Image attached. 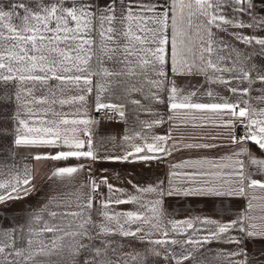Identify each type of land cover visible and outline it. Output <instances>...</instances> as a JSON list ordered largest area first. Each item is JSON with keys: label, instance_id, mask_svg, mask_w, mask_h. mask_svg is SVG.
Instances as JSON below:
<instances>
[{"label": "snow or ice", "instance_id": "obj_1", "mask_svg": "<svg viewBox=\"0 0 264 264\" xmlns=\"http://www.w3.org/2000/svg\"><path fill=\"white\" fill-rule=\"evenodd\" d=\"M264 4V0H260ZM225 8L231 10V15H224ZM264 10V9H262ZM202 16L206 24L203 35L196 33L200 40L199 56L195 55V42L192 33V17ZM248 18L251 22H246ZM212 28H216L232 39L245 46H253L251 56L259 55L264 59V35H247L243 32L229 31L230 29H253L258 33L264 30V18L257 15L256 4L253 0H0V89H16L15 99L23 96L22 110L26 118L17 116L18 132L14 140L16 146L47 145L61 147L56 154H37L34 160L66 161L69 158L84 161L100 159L99 149L94 147L92 133L86 111L80 109L75 113L79 118L69 119L60 113L55 106L72 104L77 101L83 106L87 95L95 92V110L115 108L123 116L122 107L111 105L101 100L100 93L105 91V84L116 85L131 83L129 77L136 78V90L150 100L151 103L164 105L173 115L184 110H195L202 113H212L221 117L218 127L245 129L243 136L231 137L232 143L238 146L233 153L236 157L230 173L236 179V187L228 192H222L214 187L198 189H179L165 186L164 181L145 188L136 187L141 196L150 197L144 203L139 196H132L129 200L116 199L107 203H139L145 208V213L127 212L121 214L125 223H138L135 230H124L125 237H139L141 243L155 245L150 250L139 252H118L113 250L114 257L105 255L101 247H95V255L80 256L81 250L87 246L79 242L73 245H57L63 237L75 235L89 236L88 225L91 222V209L94 196L99 190L96 181H87L91 193L76 211H51L48 214L56 220L49 226L43 225L39 231L53 233L51 247L44 246L38 251H30L31 238L26 239V246L15 247V237L24 227L13 228L11 232L0 230V264H52L42 261L38 256L48 257L60 255L58 247H68L75 256H80L73 264H147L149 251L151 255L161 259L165 264H185L194 258L193 250L202 243L219 239L221 234H227L233 228L248 237L264 235V232L254 231L255 225H244L247 213H241L234 220L221 222L219 220L199 217L183 219H169L164 211L165 197L198 195H232L244 196L246 188L259 187L264 189V159L257 158L247 147L252 142L264 155V108L253 107L249 103L252 91H261L255 97L264 101V88L257 90L252 86L259 81L264 85V67L257 70L253 63L251 71L244 65L250 59L245 52L225 43L223 37H216ZM219 40V42H217ZM256 46H259L258 49ZM226 52V55L219 53ZM207 54L208 59H205ZM199 61V62H197ZM111 62L114 68L106 66ZM171 72L172 77H169ZM227 75V78H226ZM202 76L204 83L223 85L231 100L219 96L208 89L204 93L213 102H197L195 99L200 88L185 91L176 85L174 77ZM95 78V80H94ZM247 84V87L243 85ZM235 85V86H233ZM76 89L79 95L67 97L66 94ZM147 89V91H145ZM36 92L45 93L41 97ZM64 97V98H61ZM139 104L140 101H134ZM244 106L241 107L240 105ZM34 105H51L43 111ZM52 112L55 119L49 118ZM152 114L151 109H146ZM230 117V119H223ZM171 119L172 117H168ZM31 121V122H30ZM164 119L155 120L148 127L164 123ZM38 125V126H37ZM22 126L23 132L19 131ZM139 137L140 143L135 140ZM171 135L153 136L148 142L147 136L139 133L136 136L124 137V154L105 157L106 159L128 160L129 157L142 161L158 159L156 154L169 155L168 141ZM187 148H209L207 144H187ZM244 156L248 157V171L245 170ZM231 160V157L228 158ZM209 164L210 167H220L210 161L199 162V166ZM6 168L7 166H2ZM85 163L76 166L57 168L53 173L57 177H72L73 174L85 170ZM197 167V165H192ZM254 169L255 171H252ZM6 174V173H0ZM260 175L261 179L253 178ZM175 175V174H173ZM186 175H213V173H190ZM32 176L25 169V176L19 175L11 180H0V202L18 198L21 191L27 194L31 186ZM107 182V177L103 178ZM110 193L115 190L113 185L107 184ZM13 193L16 195L13 196ZM105 203V207H107ZM251 204H249V209ZM47 209L41 210V212ZM41 212L36 214L37 218ZM150 212L151 215L147 213ZM104 216L108 220L115 217ZM67 217L78 218L79 223L71 219L67 223L61 220ZM251 220V217H248ZM119 222V220L117 221ZM147 225V229L143 226ZM199 226V227H198ZM103 232L110 230L103 227ZM191 230V231H189ZM203 230L202 235H196ZM171 233H183L184 239L171 238ZM38 235L33 230L32 236ZM229 243L239 245L242 240L230 238ZM180 245L182 252L172 248ZM229 257L241 259L230 260V264H261L259 260H252L246 250L239 249L229 253Z\"/></svg>", "mask_w": 264, "mask_h": 264}, {"label": "crops", "instance_id": "obj_2", "mask_svg": "<svg viewBox=\"0 0 264 264\" xmlns=\"http://www.w3.org/2000/svg\"><path fill=\"white\" fill-rule=\"evenodd\" d=\"M253 2L256 4L257 15L264 18V10H262L264 4H261L260 0H253ZM224 15L230 16L231 10L225 8ZM245 20L251 22L248 18H245ZM205 24L204 17H192L191 30L195 42L194 51L197 57L199 56L200 40L197 38L196 33L203 35L206 41L208 37L204 31ZM212 31L216 34V37H223L225 43L250 56V59L244 65L246 70L251 71L253 63L257 65V70L264 67V59L259 55L251 56L253 46H245L216 28H212ZM229 31L243 32L247 35H264V30L256 33L250 28L230 29ZM256 47L258 49L259 46ZM219 54L226 55L227 53L221 52ZM205 59H208L207 54ZM106 66L114 68L111 62H107ZM169 77L173 78L171 72H169ZM129 79L132 81L131 83L105 84L106 90L100 93L103 102L122 107L125 120L121 123L95 119V92L87 95L86 103L83 106L79 101L63 106H55L60 113L66 114L69 119L79 118L75 115L78 109L81 112L86 111L87 118L92 120L89 130L92 133L93 144L95 148L99 149V156L101 157L96 161L76 160L75 158H69L66 161L34 160L33 157L37 154L54 155L65 149L47 145L16 146L14 140L18 132L17 116L26 118L24 110H22L24 98L22 96L20 100L15 99L16 89H0V173H6L0 174V180H11L17 175L23 178L25 169L32 176L31 186L27 194L21 191L18 198L0 202V230L11 232L13 228L24 227V231L16 234L15 247H25L28 238L33 240L32 245L29 246L30 251L40 249L41 244L39 241H43L44 246L51 247V238L54 234L39 231L45 224L51 226L56 223V220L48 213L51 211L69 212L78 210L79 206L91 193V187L86 183L87 181L100 182L107 177V184L113 185L114 189L118 191L110 193L106 185L100 189L98 197L91 193L94 196L90 213L91 222L88 225L91 237L75 235L70 238L65 236L56 243L58 246L61 244L73 245L74 242L86 245L87 249H82L80 256L95 255L94 248L101 247L105 255L113 256V258H115L113 250L143 253L145 249L150 250L157 246L141 243L139 237L143 235L142 233H137L136 237H125L120 231L121 225L124 230H135L139 223H125L121 214L127 212H140L143 214L145 208L141 207L139 203L133 202L107 203L109 200H129L132 196H139L144 203H147L150 197L138 194L135 186L145 188L149 185H156L159 181H164L165 186L179 189L214 187L222 192H228L237 186L235 177L230 175L232 168L227 166L230 164L234 166L236 157L233 153L238 151V146L232 143L231 137L233 135L243 136L246 130L241 131L239 126L234 129L218 127L217 124L221 122L222 118L212 113L184 110L173 115L164 105L151 103L140 91H137L135 87L136 78L129 77ZM174 79L176 85L185 91L200 88V85L203 84L195 98L197 102H213L211 98L204 94L208 89L218 94L217 99L219 96L231 100L237 99V97L230 96L223 85L204 83L202 76H177ZM243 86L247 87L248 85L244 84ZM252 87L260 90L264 88V85L257 81ZM44 94L43 92H36L35 96L39 98ZM79 94L78 90L73 89L66 96L71 97ZM260 95L261 91H252L250 98L245 97L244 99H249V103L253 107L264 108V101L258 102L255 99ZM134 101H140V103L137 104ZM240 106L243 107L244 105L241 104ZM31 107H33V110L39 108L43 111L44 108H51L52 106L34 105ZM146 109H151L152 114ZM48 116L49 118H56L52 116L51 111L48 112ZM170 116L171 119L168 118ZM159 119H164L165 122L148 127L153 121ZM223 119H230V117H223ZM19 131L23 132L22 126ZM137 133L147 136L148 142H151L153 136L170 134L172 137L168 141L170 154H156L159 158L151 161H142L132 157H129L126 161L105 158L123 155L124 137L136 136ZM135 142H141L138 136ZM187 144H207L212 145V147L187 148L183 146ZM246 147L257 158L264 159L262 151L258 150V147L252 142H248ZM229 157H231V160L228 159ZM243 159L246 166L245 170L248 171V157L244 156ZM204 160L210 161L214 165H220V167H210L209 164L200 167L199 162ZM80 163H85V170L73 174L72 177L53 175L57 168L76 166ZM4 165L7 167L3 168ZM192 165H197V167H192ZM252 171L255 170L252 169ZM199 172L213 173V175H186ZM253 178L261 179V176L257 174ZM2 191L0 190V192ZM15 195L13 193V196ZM105 203H107V207L104 206ZM163 203L164 211L169 219L199 217L200 219L210 218L228 222L236 219L241 213H247L243 220L244 225L247 227L249 224H254L256 226L254 231L264 232V189L259 187L246 188L244 196H215L193 193L188 196L165 197ZM249 204H251L250 209ZM43 209H47V211L41 212ZM38 212H41L39 218L36 216ZM105 212L115 218L112 220L106 219ZM147 214L151 215L150 212ZM249 216L251 220L248 219ZM69 219L74 224L80 222L78 218L67 217L62 219L61 223L66 224ZM118 220L119 222H117ZM105 226L112 231L105 234L102 230ZM143 226L146 229L148 227L147 225ZM33 230L38 231V235L33 237ZM202 234L203 230L196 233V235ZM170 236L174 239H184L185 234L171 233ZM230 238H239L242 243L239 245L229 243ZM172 248L177 254L182 252L180 245H174ZM239 249L246 250L252 260H259L261 264H264V235L248 237L243 235L238 228L231 229L227 234H221L219 239L202 243L201 246L194 248V258L191 261H186L185 264H230V260L241 259L240 257H229V253ZM56 251H59L60 255L38 256L37 259L51 261L52 264H73L74 261L80 259V256H75L68 247H58ZM2 258V254H0V259ZM147 264H165V262L152 256L149 251Z\"/></svg>", "mask_w": 264, "mask_h": 264}, {"label": "built area", "instance_id": "obj_3", "mask_svg": "<svg viewBox=\"0 0 264 264\" xmlns=\"http://www.w3.org/2000/svg\"><path fill=\"white\" fill-rule=\"evenodd\" d=\"M95 119L96 120H100V121H105V122H118L121 123L125 120V116L123 114V116H121L116 110L115 108H106V109H101L99 112L96 111L95 113ZM241 131H244L245 129H243L242 127H240ZM99 185V190L94 193L95 197H98L100 194V189L104 186L107 185L108 182H104L100 181L97 182Z\"/></svg>", "mask_w": 264, "mask_h": 264}]
</instances>
